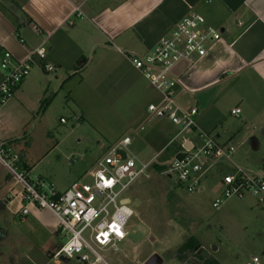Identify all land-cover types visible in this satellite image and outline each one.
Segmentation results:
<instances>
[{"label":"rangeland","instance_id":"374dc122","mask_svg":"<svg viewBox=\"0 0 264 264\" xmlns=\"http://www.w3.org/2000/svg\"><path fill=\"white\" fill-rule=\"evenodd\" d=\"M46 60H36L30 74L19 85L24 83L22 93L17 92L6 105L0 106V140H15L14 154L31 169L30 184L40 180L62 191L76 181L90 183L95 162L125 135L133 139V144L127 151H121L124 157L133 155L138 162L148 163L157 156L148 139L154 122L159 121L149 120L146 110L150 101H132L121 93L122 89L101 91L90 83L78 84V80L58 84L55 72L44 71ZM141 82L150 88L145 80ZM250 86L236 82L229 91H224L217 100L223 118L214 132L226 133L241 122L243 115L235 118L230 110L241 98L252 103L251 100L258 99L257 90ZM121 95L119 101H114ZM189 101L195 100L189 97ZM258 102L257 106H247L246 116L253 117L263 101ZM169 123L162 124L175 131L177 128ZM253 124L252 128H244L241 137L259 126L257 120ZM257 137L259 149L251 144L239 147L235 144L232 162H221L208 171L204 193H188L175 176L165 175L169 158L161 156L155 164L160 168L152 167L123 194V198L131 197L128 207L133 212L125 226L126 243L141 244L145 252L161 259L160 264H201L205 260L246 264L253 256L260 255L264 250V207L256 198L246 193L242 198L224 200L218 209L213 208V203L222 199L228 168H240L257 176L264 173L260 161L264 158V137L262 133ZM7 163L21 174L11 160ZM3 166L0 165V187L6 186L4 200L7 193L24 194V189ZM27 204L28 216L22 218L18 200L0 202V264H65L53 257L66 241L59 234V223L47 210L34 203ZM114 211V207L108 208V220ZM89 233L84 236L90 242ZM193 239L197 247L180 260L178 250ZM90 244L108 264H125L124 244H117L119 252L100 250ZM70 260L69 264H77L76 256Z\"/></svg>","mask_w":264,"mask_h":264},{"label":"crops","instance_id":"0c3cea01","mask_svg":"<svg viewBox=\"0 0 264 264\" xmlns=\"http://www.w3.org/2000/svg\"><path fill=\"white\" fill-rule=\"evenodd\" d=\"M191 13L202 15L208 25L221 33V39L208 47L204 58L193 64L178 65L172 75L178 81L179 106L184 110L195 108L198 111V129L177 137V129L171 130L162 124L169 122L155 121L148 134L149 144L157 156L167 155L170 160L183 146L195 144L197 134L202 131L213 134L221 145L234 147L236 144L239 147L251 144L259 149L257 135L262 133L264 137V0H0V53L8 51L16 62H22L43 45L47 50V63L55 68L54 77L58 84L78 80V84L90 83L101 91L122 89L121 93L132 101H150V105L159 103L160 95L150 90L152 87L133 67L130 57L148 53ZM143 80L150 88L141 82ZM236 82L252 85L250 88L258 91V99L251 100L252 103L241 98L239 104L230 110V114L234 109L241 110V122L226 133L223 130L214 132L223 118L222 106L217 100ZM22 85L15 94L22 93ZM123 95L114 101H119ZM189 97L195 101H189ZM258 101H263L261 107L255 110L253 117L246 116L247 106H257ZM254 119L259 126L241 137L245 127L254 126ZM125 137L129 136L117 141ZM8 142L14 151L13 139L0 140V147ZM260 161L263 167L264 158ZM221 162L232 161L223 160L216 164ZM0 165L4 164L0 162ZM3 167L7 169L5 165ZM16 168L30 181L31 169L23 164L21 157ZM234 172L228 168L225 175ZM207 175L202 189L197 192H205L203 183ZM2 186L0 202L18 200L22 209L23 192L7 193V200H4L6 186ZM125 200L128 205L132 203L131 197ZM20 216L28 215L22 216L20 212ZM127 238L128 233L124 240L117 242L118 245L124 244L122 259L125 264L161 263L157 256L145 252L141 244L126 243ZM263 253L264 250L260 255ZM76 261L81 264L78 257ZM63 262L69 264L71 260Z\"/></svg>","mask_w":264,"mask_h":264},{"label":"built area","instance_id":"2783aa9c","mask_svg":"<svg viewBox=\"0 0 264 264\" xmlns=\"http://www.w3.org/2000/svg\"><path fill=\"white\" fill-rule=\"evenodd\" d=\"M220 39L221 33L208 25L202 15L191 13L148 53L130 57L133 67L160 95L159 103L148 106L151 119L170 122L178 129L177 137L197 131L198 111L195 108L184 110L179 106L178 81L172 76L173 71L180 64H193L204 58L208 47ZM19 41L24 43L23 39ZM46 56L47 50L43 45L22 62H16L8 51L0 53V106L6 105L14 97L19 85L34 68L36 60L43 62ZM43 69L47 73L55 71L54 66L49 64H44ZM240 114L239 108L231 111V115L236 118ZM197 136L195 144L183 146L165 164V175L175 176L178 184L188 193L200 191L208 171L219 161H231L235 153L234 147L219 144L213 134L199 131ZM131 144L130 137L118 141L95 162L90 183L76 181L64 191L40 180L35 185L30 184L25 176L7 163V160H11L16 168L19 157L10 147H0V162L24 189L22 216L28 215L27 203H34L50 212L59 223V234L66 241L53 255L57 261L76 256L81 264H107L90 242L100 250L107 248L118 251L117 242L126 238L125 226L133 214L123 194L135 180L158 164L161 157L158 155L148 163L138 162L133 155L124 157L121 151H127ZM223 186L222 199H217L213 208L218 209L224 200L242 198L246 193H251L258 204L264 207V173L261 176L249 175L236 168L234 173L224 177ZM110 206L115 211L108 220ZM87 231H90V242L84 236ZM246 264H264V253L253 256Z\"/></svg>","mask_w":264,"mask_h":264},{"label":"trees","instance_id":"16d2710c","mask_svg":"<svg viewBox=\"0 0 264 264\" xmlns=\"http://www.w3.org/2000/svg\"><path fill=\"white\" fill-rule=\"evenodd\" d=\"M4 148L7 146L9 147L10 146V143H6L4 144ZM180 151V150H179ZM177 150V153L179 152ZM154 168H160L159 165H154L153 166ZM165 169V168H164ZM198 245L197 241L195 239L193 240H190L188 241L187 243H185L183 246H181V248L178 250V256H179V259L182 260L183 257L187 256V254L190 252V251H194V248H196ZM201 264H218L216 261H202Z\"/></svg>","mask_w":264,"mask_h":264},{"label":"water","instance_id":"95a60500","mask_svg":"<svg viewBox=\"0 0 264 264\" xmlns=\"http://www.w3.org/2000/svg\"><path fill=\"white\" fill-rule=\"evenodd\" d=\"M62 261H65L66 262V259H62Z\"/></svg>","mask_w":264,"mask_h":264}]
</instances>
